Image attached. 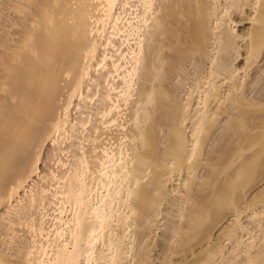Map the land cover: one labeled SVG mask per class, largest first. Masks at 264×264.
Returning <instances> with one entry per match:
<instances>
[{
	"label": "bare ground",
	"instance_id": "6f19581e",
	"mask_svg": "<svg viewBox=\"0 0 264 264\" xmlns=\"http://www.w3.org/2000/svg\"><path fill=\"white\" fill-rule=\"evenodd\" d=\"M0 264H264V0H0Z\"/></svg>",
	"mask_w": 264,
	"mask_h": 264
},
{
	"label": "rangeland",
	"instance_id": "374dc122",
	"mask_svg": "<svg viewBox=\"0 0 264 264\" xmlns=\"http://www.w3.org/2000/svg\"><path fill=\"white\" fill-rule=\"evenodd\" d=\"M239 28L242 29L243 28V25H240Z\"/></svg>",
	"mask_w": 264,
	"mask_h": 264
}]
</instances>
